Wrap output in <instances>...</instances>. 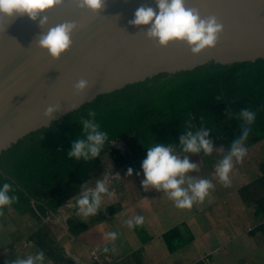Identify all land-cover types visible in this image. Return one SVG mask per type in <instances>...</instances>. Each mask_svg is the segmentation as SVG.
Returning a JSON list of instances; mask_svg holds the SVG:
<instances>
[{
	"label": "trees",
	"instance_id": "1",
	"mask_svg": "<svg viewBox=\"0 0 264 264\" xmlns=\"http://www.w3.org/2000/svg\"><path fill=\"white\" fill-rule=\"evenodd\" d=\"M243 108L257 114L247 141L249 148L264 139L262 57L230 64L211 61L175 73L161 72L99 94L3 150L0 186L10 183L15 189L13 194L18 197L15 204L42 223L48 216L58 217L60 207L78 194L82 185L100 176L104 155H114L115 161L138 171L148 147L154 143L171 144L180 153V136L201 126L211 130L210 139L215 147L224 148L226 154L232 140L240 135L242 123L227 116V112L231 109L235 114ZM89 110L96 112L101 130L108 133V142L96 159L69 158L67 151L74 140L82 138L80 120L87 117ZM189 122L191 129L187 127ZM118 139L127 144V154L116 147ZM68 225L74 234L81 230L72 219ZM36 231L32 239L38 251L48 252L54 259L57 251L47 245V242L54 244V239L47 231Z\"/></svg>",
	"mask_w": 264,
	"mask_h": 264
},
{
	"label": "water",
	"instance_id": "2",
	"mask_svg": "<svg viewBox=\"0 0 264 264\" xmlns=\"http://www.w3.org/2000/svg\"><path fill=\"white\" fill-rule=\"evenodd\" d=\"M186 4L223 23L225 31L215 48L193 55L178 42L160 47L140 32L148 26L129 24L141 6L158 12L155 0H106L100 14L81 9L77 0H65L63 7L47 13L48 27L67 21L81 27L59 60L35 44L42 31L37 22L24 17L12 23L0 17V153L99 94L211 61L230 64L264 58V0H186ZM80 79L88 80L90 87L77 95L74 86ZM45 101L59 103L65 111L50 121L43 115Z\"/></svg>",
	"mask_w": 264,
	"mask_h": 264
},
{
	"label": "clouds",
	"instance_id": "3",
	"mask_svg": "<svg viewBox=\"0 0 264 264\" xmlns=\"http://www.w3.org/2000/svg\"><path fill=\"white\" fill-rule=\"evenodd\" d=\"M155 2L158 12L151 6H141L136 10L134 19L129 21V24L138 28L148 26L146 31L140 32H143L149 40L158 43L160 47H168L171 43L178 42L186 44L193 55H199L208 49L215 48L224 34L225 27L216 16H203L199 8L188 7L186 0H155ZM77 3L81 9H87L96 14H100L106 7V0H77ZM64 4L65 0H0V17H7L12 23L24 17L37 22L42 31L35 37V44L53 59L59 60L71 49L73 36L81 27L75 21L48 27L47 13L57 7H63ZM89 87L88 80L80 79L75 84L74 91L79 95ZM220 99L217 97V100ZM44 103L46 107L43 115L50 121L56 118V113L65 111L59 103L48 101ZM75 107L72 106L67 111L74 110ZM96 115L95 111L89 110L87 117L81 118L83 136L72 142L71 148L67 151L69 158L89 161L100 156L109 137L107 132L101 130ZM227 116L234 117L242 123L240 135L232 140L227 153L214 165L215 175L225 187L231 185V173L235 165L242 163L248 154L247 141L257 114L250 108H243L235 114L229 109ZM187 127L192 128L191 122ZM210 134L211 130L203 126L196 131L188 130L179 138L180 153L200 154L202 152L206 156H211L216 147L210 139ZM180 153L171 144L154 143L153 146L148 147L146 158L141 164L144 176L141 185L144 191L155 189L162 192L178 209H191L194 205L203 203L214 190L215 185L210 179L191 176L190 173L200 171V166L188 155ZM132 174L133 169L129 167L127 175L132 176ZM119 178L118 173L113 175L110 172L106 173L102 179H98L94 187L82 185L79 195L68 205L71 206L74 202L77 208L76 214L84 218L96 216L101 210L105 197L112 198L115 195L113 191H110V182ZM14 191L10 183L0 186V216L4 215L5 208L18 202V197L13 194ZM144 222V216L136 215L125 220L124 224L132 229L143 225ZM103 238L105 241L115 242L118 239V233L109 231L104 233ZM102 250L105 253L116 251L115 247L108 246ZM45 261V253L40 250L26 258L15 256V259H9L5 264H45Z\"/></svg>",
	"mask_w": 264,
	"mask_h": 264
},
{
	"label": "crops",
	"instance_id": "4",
	"mask_svg": "<svg viewBox=\"0 0 264 264\" xmlns=\"http://www.w3.org/2000/svg\"><path fill=\"white\" fill-rule=\"evenodd\" d=\"M248 149L243 162L235 165L229 187L219 181L214 169L225 155L224 148L218 161L212 155V165L192 173L212 180L215 188L191 209L176 208L162 192L144 191L137 181L134 193L121 187L110 215H78L82 225L72 219L81 227L78 234L70 232V219L61 212V219H53L60 223L57 230L68 243L57 240L61 247L54 259L43 251L45 264H264V156L256 146ZM136 215L144 216V224L127 228L124 221ZM109 231L118 233L115 242L104 240ZM105 246L116 251L104 253ZM90 249H100L99 255Z\"/></svg>",
	"mask_w": 264,
	"mask_h": 264
},
{
	"label": "rangeland",
	"instance_id": "5",
	"mask_svg": "<svg viewBox=\"0 0 264 264\" xmlns=\"http://www.w3.org/2000/svg\"><path fill=\"white\" fill-rule=\"evenodd\" d=\"M115 145L118 149H120L121 153L127 154L129 152V148L123 140L121 139L116 140ZM255 146L256 149L259 152H262L261 154L264 156V139L254 144L251 147L253 148ZM222 149H223L222 147H216V150L212 154L215 160L217 161L219 160L220 156L223 153ZM180 154L188 155L189 158L194 163H197L200 166V169L202 165H204L205 167V164H209V163L211 165L213 164L210 161L213 160L210 159V156H204V155L202 156L199 154H191V153L189 154L180 153ZM257 156L259 161L260 160L259 155ZM101 160L104 163V167L101 171L100 176L98 178H92L87 183V186L94 187L95 182L98 179H102L106 173L111 172L113 175H116L117 173L120 175L119 179H113L109 184L110 191H113L115 195L112 198L105 197L101 205V210L99 211L102 216L104 215L108 216L111 213L109 208L116 203L117 196L121 190V187L122 189L129 188L130 191L134 193L139 186L137 181H142L144 179V176H143L142 168L141 170L137 171L131 165L130 167L133 169V174L132 176H128L127 169L129 167H126V164H120V162L115 161L114 155L112 156L104 155L101 157ZM190 175L193 176L192 173H190ZM123 181H125V183H128L127 185L129 186L125 185ZM77 195H79V193L68 199L62 205V207H60L59 211L60 213L62 212L65 215V217H67L68 219H75L79 225H82V223L77 218L78 217V215L76 214L77 208L74 202L72 203L71 206L68 205L70 202L74 200V198ZM53 218L54 217L48 216L45 218V220L42 223H38L34 218H32L29 212H27L20 205L14 203L9 208H5L4 215L0 216V264H5V262L9 259H15V256L26 258L28 255H33L36 252L37 246L33 242L34 240L32 239V237L34 236V234L37 232L36 230L38 229L47 231L48 235L54 239V244L47 242L48 247L52 246L54 247V249H57V247H61L60 244H58L57 240H59V242L63 245L67 244L68 239L66 240V238L63 237L64 234L61 235L57 230L58 224L60 225V223ZM89 251L91 253L97 254L98 256L100 249H93V250L90 249ZM92 257L94 258V256ZM72 258L73 257L70 256V259ZM103 264L106 263L103 262Z\"/></svg>",
	"mask_w": 264,
	"mask_h": 264
}]
</instances>
